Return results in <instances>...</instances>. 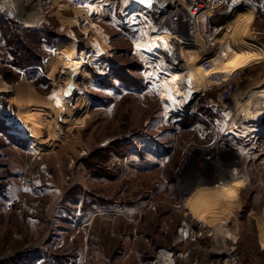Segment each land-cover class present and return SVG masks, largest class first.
<instances>
[{
    "label": "rangeland",
    "instance_id": "rangeland-1",
    "mask_svg": "<svg viewBox=\"0 0 264 264\" xmlns=\"http://www.w3.org/2000/svg\"><path fill=\"white\" fill-rule=\"evenodd\" d=\"M87 1H0V264H264V136L231 135L219 90L210 88L237 70L229 100L237 123L245 106L264 102V0H204L224 12L222 36L245 21L249 54L221 76L191 78L193 88L201 82L198 93L206 91L177 117H168L159 89L165 79L148 75L136 43L144 75L123 39L116 40L122 65L111 66V0ZM166 1L160 14L175 11L164 22L174 33L159 36L189 45L195 30L202 58L208 14L195 25L186 0ZM22 9L42 23H22ZM27 26H34L28 39L37 57L22 68L16 64L27 60L10 44ZM71 41L73 54L60 55L57 48ZM220 42L232 57L228 38ZM178 51L174 61L184 68ZM72 62L84 73L69 102L62 89ZM36 99L52 106L38 108ZM226 180L243 183L231 201L198 196L199 185ZM192 215L206 220L194 223Z\"/></svg>",
    "mask_w": 264,
    "mask_h": 264
},
{
    "label": "bare ground",
    "instance_id": "bare-ground-1",
    "mask_svg": "<svg viewBox=\"0 0 264 264\" xmlns=\"http://www.w3.org/2000/svg\"><path fill=\"white\" fill-rule=\"evenodd\" d=\"M2 5H3V3L0 2V15H2V13H1V6ZM134 8H135L134 10H136V14H137L138 18L140 19V21L142 23V26H143L142 28L145 30L146 40H147V44H144L141 41L135 42L136 46L139 45V47L136 48L137 53L140 54V57L142 58L145 65L147 66L148 75L151 78H153L154 80L156 78L157 79H162V78L165 79L164 81H162V83L159 84V89L162 93V98L165 99L166 108L168 109V117L181 116V115L185 114V112L189 113L188 111L190 109H192L191 106L193 105L192 103L194 101L193 98H190L188 101H185L186 92H185V87L183 86V83H182V80L185 77V73H183V70H186V69L191 70V75H193V77H190L189 75H186V76H189L190 79L195 77L196 80L199 79L200 77H202L201 76L202 73H203V75L206 74L207 76L218 73L221 76L222 74H224V72H229L230 68L233 66L234 61L239 63L241 60L244 59V57L248 56V54H249V48L247 47V45L245 43V38L242 35L244 28H245L244 27L245 21L243 20L244 22L241 23L240 26L238 25V27L236 28L235 31H233L232 29L228 30L227 32L225 31L226 33L224 36H222V34H223L222 28L224 26L223 25V26H221L220 32L218 34L216 33V37H217L216 42L219 43V41H223V40H225V37H227L228 42H229L227 48H230L235 54L232 55V57H229L227 50L219 49V46L221 45V42H220L216 48L218 50H215V52H214L215 55H213V57H212V60H213L212 70L209 72H206L202 66V63H201L202 58H199V54L201 53L200 52L201 45L199 44L200 40L197 39V36H195V38L192 37L193 33L195 32V30H192L190 37L187 40V41H189V43H187L189 45H186V43H183L181 45V47H179L180 52L178 51V55L180 53V58L179 57L178 58H179V60H181V58L184 57V60L183 59L182 60L185 62L184 68L180 69L179 64L176 63V61H174V59H176V57L173 56L172 54H170L168 57L167 52L165 51V49L162 48L166 45L173 47L172 46L173 44L171 45L168 41L169 39H167L165 36L156 37L155 32H153L152 27L150 26V22H151V16H150V12H149L150 7H147L144 4H141L140 2H135ZM8 11L10 13L8 12L9 14L7 13L6 15H13V14L15 15V12L13 10L9 9ZM23 11H24V9H22V11H18L19 13H17V14L18 15H26L25 19L29 22H33L36 20L35 19L36 16H34L32 14H28V12H23ZM174 12L175 11L171 10V13H173V15H175ZM246 13H247V11H244V9L241 8L239 15H241V14L245 15ZM36 21L39 23H42L40 20L38 21V19ZM222 23L224 24L227 22L222 21ZM219 35H220V37H219ZM161 42L163 44H161ZM181 54H183V55H181ZM138 59L140 60L139 57H138ZM142 60H140L141 64H142ZM142 66H143V64H142ZM197 67H198V69H197ZM75 68H76V66H75L74 62L69 64V70H68L69 73L68 74H69L70 80L67 83H69L72 80V78L70 77V72ZM78 69L80 70V73L78 76L81 77L84 73V69L83 68H78ZM143 69H144V67H143ZM234 71H236V70H234ZM143 73H144V71H143ZM78 76L76 78H74V83H75L74 92L77 89L76 80L78 79ZM225 78L228 79V76H225ZM220 79L222 80L224 78L220 77ZM218 82H220V81L218 80ZM191 84H192V81H191ZM200 84H201V82L197 81L196 85L194 86V89L197 92H199V90H200ZM65 85L63 84L62 94H63V90H64ZM74 92H73L71 98L70 99L68 98L69 102H71V100L73 99ZM261 96H262V99H264V97H263L264 95H261ZM43 100L44 99H42L40 101V99H39L38 103H36L38 100L37 99L35 100V103L38 106V108H41V109L42 108H48L47 104H49V103L45 102V100H44V102H45L44 103ZM256 100L257 99L253 100V102L250 105H247L243 108V115H242L241 121H240L241 123L238 125V128H237L239 134L241 132H244V134L242 136H244V138L248 139L249 142H250V140L252 142V140H254V139L256 140V138L260 139L261 137L264 136V112L258 113V110H255L258 108V109H262V111H263L264 108H260V105L261 104L263 105L264 102L262 100H258V101H256ZM41 102H43V103H41ZM192 110H190V111H192ZM254 112H257V113L254 114ZM66 114H67V110L65 112L62 111V113H61L62 120H64L66 118ZM250 138H252V139H250ZM237 171H238V169H235L232 172V174L233 175L236 174ZM219 180L221 182V179H219ZM220 182L217 183L214 181V182H210L209 185H207L208 183L205 184V186H204V184L199 185V191L197 193L198 196H199V194L204 193V194H206L207 198L210 199L211 202H212L211 199H213V198H216V199L217 198H219V199L225 198L229 202L238 193V190H239L238 187L243 184L239 180L236 181L235 183H232V184H228L227 180L222 181V183H220ZM223 182H226V183H223ZM183 205L186 206L187 202L184 203ZM205 216L206 215H201V217L196 218L195 215H192V221H194V223H195L198 220L203 225V222H205V220H206ZM207 219H208V217H207ZM222 221H223L222 227L223 228H229L228 227L229 225L227 226V222L225 221V219H223ZM209 226H210V224H209ZM258 227L261 228L260 223H259ZM227 237H229V235ZM230 237H232V236H230ZM229 254H230V252H229Z\"/></svg>",
    "mask_w": 264,
    "mask_h": 264
},
{
    "label": "crops",
    "instance_id": "crops-1",
    "mask_svg": "<svg viewBox=\"0 0 264 264\" xmlns=\"http://www.w3.org/2000/svg\"><path fill=\"white\" fill-rule=\"evenodd\" d=\"M135 2H136L135 0H111V43L112 42L114 43L113 52H111V57L113 58L111 59V66H113V68H116L117 66L119 67V65H122L116 58L117 57L116 56V43H117L116 40L117 39H118V42L121 39L126 41L130 49V55L134 58H137L138 56H136V53H135V42L144 40L146 38V33H145V30L142 28L143 27L142 23L140 19L137 17V15L134 13ZM160 9L161 8H159V6L157 7L153 6L149 8L150 10L149 12L151 16L150 26L152 27L153 32H155L157 36L163 33H166V32L168 34H173L174 32L172 29L171 30L165 29L164 22L165 20H167V18L169 17L173 18L175 17V15L169 13L168 16H163L162 14H160L161 13ZM216 33H218V31L215 32V35ZM172 37L174 38L175 36L172 35ZM172 44L171 45L173 46V48H175L176 50H179V47L181 45H179L178 43H172ZM60 46L62 47L57 48V50H60L59 54L65 55L68 57V56H71L73 52L76 50L77 43L75 41H71V42L66 43L65 45L61 43ZM52 60H53L52 57L46 60L45 63L47 67L50 64H52L53 62ZM53 74H54V71L49 69L48 75L50 78H53ZM22 86L25 87V85H22ZM22 86L20 88H22ZM50 106H52V104ZM258 232H259V236L261 235L260 236V247L261 249L264 250V245L261 242L262 232L260 228L258 229Z\"/></svg>",
    "mask_w": 264,
    "mask_h": 264
},
{
    "label": "built area",
    "instance_id": "built-area-1",
    "mask_svg": "<svg viewBox=\"0 0 264 264\" xmlns=\"http://www.w3.org/2000/svg\"><path fill=\"white\" fill-rule=\"evenodd\" d=\"M185 2H186V4H185L184 8H185L186 14L188 16V20L194 22L195 25H197V23L199 22L202 14L207 13L209 16L207 28H208V31L210 33H209V37L207 38L208 42H207V45L205 47L204 55L202 57V62H201L204 70L206 72H209L212 70V67H213L212 57H213V55H215L214 52H215V50H217L216 48L218 45V42H216L217 38H216L215 32L218 30V28L223 26L222 21H223V13L224 12H222V10H220V9L215 10V8H216L215 6H212L209 8L206 5L204 0H186ZM76 3L78 6H81V7H87L88 6L87 0H76ZM210 10H211V12H209ZM143 71H144V69L142 66V72ZM237 73H238L237 70L234 71L231 74L230 78H228V80L224 81L222 84H218L216 82L214 84L212 83L210 88H215V89L219 90L218 91V101L222 104V108H221L220 112L223 116H225V119L228 123V128L230 129V131H232L231 135L234 136V133H235L241 137L244 134V132H241L239 134L238 130H237L238 125L241 122H239V123L234 122V119H235V118H233L234 107L231 104H229V100L235 91V85H234L233 80L236 77ZM143 75H144V73H143ZM203 93H201V94H203ZM242 138H244V136H242ZM224 143H225V146H229V147L234 148V146L231 145L232 142H231L230 137H227V139L225 140Z\"/></svg>",
    "mask_w": 264,
    "mask_h": 264
},
{
    "label": "water",
    "instance_id": "water-1",
    "mask_svg": "<svg viewBox=\"0 0 264 264\" xmlns=\"http://www.w3.org/2000/svg\"><path fill=\"white\" fill-rule=\"evenodd\" d=\"M135 1L140 2L141 4H144L147 7H153V6L162 7L163 5H168V1H166V0H135ZM18 16L21 20L26 18V15H18ZM23 21H22V23H24ZM161 44H163V43L161 42ZM162 48L165 49V51L167 52L168 55L172 54L173 56L176 57L177 50L175 48L168 46V45H166ZM177 61H178V59H177ZM180 69H183V68L180 67ZM79 73H80V70L78 68H75L70 72V77L72 78V80L65 85L64 90H63V96H65L67 99L71 98V96L75 90L74 78H76L79 75ZM182 83H183V86L185 87V92H186L185 101H188L190 98H193V99L197 98L201 95V93H198L193 88V85L191 84V79L189 76H185L182 80Z\"/></svg>",
    "mask_w": 264,
    "mask_h": 264
},
{
    "label": "trees",
    "instance_id": "trees-1",
    "mask_svg": "<svg viewBox=\"0 0 264 264\" xmlns=\"http://www.w3.org/2000/svg\"><path fill=\"white\" fill-rule=\"evenodd\" d=\"M34 27V26H33ZM32 26H27V28L25 27V34H23L22 36H17L15 37V39L13 38L11 41V46L14 48L15 47V56L17 58H26V62H22V63H17L16 65L22 67V68H26L30 65H33L31 63V59L33 57H37L36 51L35 49L32 47V41L30 39H28V37H30L29 35H31L30 33L34 30ZM49 37V35H47ZM27 39V40H26ZM138 65V70L139 72H141L142 70V65L140 63H137ZM129 80V79H127ZM129 82V81H128Z\"/></svg>",
    "mask_w": 264,
    "mask_h": 264
},
{
    "label": "snow or ice",
    "instance_id": "snow-or-ice-1",
    "mask_svg": "<svg viewBox=\"0 0 264 264\" xmlns=\"http://www.w3.org/2000/svg\"><path fill=\"white\" fill-rule=\"evenodd\" d=\"M137 47H139V45H137Z\"/></svg>",
    "mask_w": 264,
    "mask_h": 264
}]
</instances>
